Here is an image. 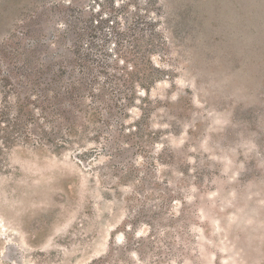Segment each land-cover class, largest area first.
Segmentation results:
<instances>
[{"label": "rangeland", "instance_id": "obj_1", "mask_svg": "<svg viewBox=\"0 0 264 264\" xmlns=\"http://www.w3.org/2000/svg\"><path fill=\"white\" fill-rule=\"evenodd\" d=\"M135 36L147 92L108 85L60 150L0 151V264H264V0H0V108L78 77L89 39L105 83Z\"/></svg>", "mask_w": 264, "mask_h": 264}, {"label": "trees", "instance_id": "obj_2", "mask_svg": "<svg viewBox=\"0 0 264 264\" xmlns=\"http://www.w3.org/2000/svg\"><path fill=\"white\" fill-rule=\"evenodd\" d=\"M97 27L92 20L82 29L83 36L88 34L90 37ZM127 28L136 30L132 26ZM135 38L137 43H132L135 50L130 52L137 55L130 59L125 56L113 59V68L122 72L110 74L104 78L105 83L101 81V74H108L112 64L94 58L92 49L95 42L89 39L85 44L87 48L78 43L73 49L74 66L80 72L78 77L74 75L73 79L64 80V72L59 68L53 70L45 82L34 84L32 94L15 92L14 102L7 101L0 108V151L3 153V150L21 144L51 145L60 150L71 139L82 137L81 132L87 129V118L94 121L99 109L98 100L107 94L108 85L126 100L135 98L137 87L147 92L149 85L157 78L152 56L148 54L151 51L149 46L153 47V44L146 42L143 45L138 37ZM95 63L99 68H93ZM39 72L42 73L41 70ZM88 100H94V105L88 104Z\"/></svg>", "mask_w": 264, "mask_h": 264}]
</instances>
